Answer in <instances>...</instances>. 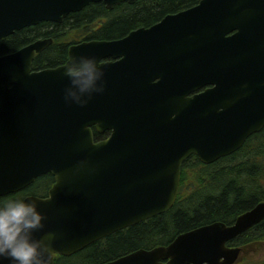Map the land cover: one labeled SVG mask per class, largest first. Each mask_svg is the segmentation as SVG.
<instances>
[{
  "label": "water",
  "instance_id": "obj_1",
  "mask_svg": "<svg viewBox=\"0 0 264 264\" xmlns=\"http://www.w3.org/2000/svg\"><path fill=\"white\" fill-rule=\"evenodd\" d=\"M93 1L102 0H0V37ZM79 50L104 73V90L83 106L65 99L67 65L32 73L28 50L25 66L19 53L0 57V196L52 173L47 197L24 199L45 215L37 235L55 231L62 255L168 211L187 158L215 162L264 128V0H200ZM110 55L122 58L99 62ZM93 125L111 134L96 141ZM262 220L264 200L232 224L101 264H235L244 248L228 242Z\"/></svg>",
  "mask_w": 264,
  "mask_h": 264
},
{
  "label": "trees",
  "instance_id": "obj_2",
  "mask_svg": "<svg viewBox=\"0 0 264 264\" xmlns=\"http://www.w3.org/2000/svg\"><path fill=\"white\" fill-rule=\"evenodd\" d=\"M200 0H139L121 6L99 30L97 36L115 38L130 29L150 26L167 13L193 6ZM107 10L100 4L84 12L92 19ZM80 15V14H77ZM6 44L5 47H11ZM53 50L45 62L59 60L65 55ZM98 133H96V137ZM54 183L51 173L36 178L27 188L0 196L22 198L25 193H44ZM264 200V128L251 135L234 153L215 162L203 163L197 156L187 158L182 165L180 189L176 201L168 211L150 217L134 225L111 233L70 255H56V264H101L140 248H153L170 243L180 233L223 221L231 224L239 214ZM244 248V255L237 264H264L250 258L260 254L264 247V220L229 242ZM246 247V249H245ZM254 251H250V249ZM252 259V260H251Z\"/></svg>",
  "mask_w": 264,
  "mask_h": 264
},
{
  "label": "clouds",
  "instance_id": "obj_3",
  "mask_svg": "<svg viewBox=\"0 0 264 264\" xmlns=\"http://www.w3.org/2000/svg\"><path fill=\"white\" fill-rule=\"evenodd\" d=\"M69 84L65 99L80 105L88 103L93 92H102L103 70L90 57H73L65 69ZM45 215L34 200L5 198L0 200V264H53L58 234L46 231Z\"/></svg>",
  "mask_w": 264,
  "mask_h": 264
},
{
  "label": "flooded vegetation",
  "instance_id": "obj_4",
  "mask_svg": "<svg viewBox=\"0 0 264 264\" xmlns=\"http://www.w3.org/2000/svg\"><path fill=\"white\" fill-rule=\"evenodd\" d=\"M137 1L139 0H136L133 3L129 1H123L121 3H115L112 7H108L107 3L103 0L93 1L84 6L82 9L62 15L58 19H42L35 24L15 29L7 36L0 37V57H6L19 53V59L25 66L27 61L25 50H28V56L32 53L30 66V71L32 73L39 72L45 69H56L59 67H64L73 60V57H89V54H87L86 50H79V47L84 43L93 40L118 39L126 36L132 30L136 29H130L127 33L115 38H103L97 36L99 30L108 22L109 19H111L112 15L116 13V10H119L121 6L134 4ZM96 4H100L101 6L106 8L107 15H105V13L96 14L92 19L83 15L85 11L91 10V8ZM11 43V47H5L6 44ZM53 50H62L60 51L61 53L64 51L66 53L65 55H60V58L57 61L45 62L44 58L47 54L52 56L54 54ZM121 58L122 56L116 57L110 55L103 57L99 62H115L120 60ZM17 66L20 68L19 63H17ZM8 88H12V85H10ZM92 128L95 132V136L96 133H98V136L96 137L97 141L105 139L111 133V130L109 129L101 133L96 130L94 125L92 126ZM52 185L49 186L44 193H25L22 198H26L31 195L47 197ZM28 186H26L25 188H27ZM25 188L21 190H24Z\"/></svg>",
  "mask_w": 264,
  "mask_h": 264
},
{
  "label": "rangeland",
  "instance_id": "obj_5",
  "mask_svg": "<svg viewBox=\"0 0 264 264\" xmlns=\"http://www.w3.org/2000/svg\"><path fill=\"white\" fill-rule=\"evenodd\" d=\"M250 251H254V250L251 248ZM259 253L260 254L259 255L257 254L256 256L255 253H253V255L249 257L252 259L255 258L256 260H262L264 258V247H261V251Z\"/></svg>",
  "mask_w": 264,
  "mask_h": 264
}]
</instances>
